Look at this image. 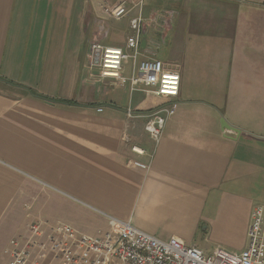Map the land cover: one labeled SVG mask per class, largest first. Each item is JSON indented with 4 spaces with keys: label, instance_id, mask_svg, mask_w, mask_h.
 I'll return each mask as SVG.
<instances>
[{
    "label": "crops",
    "instance_id": "obj_1",
    "mask_svg": "<svg viewBox=\"0 0 264 264\" xmlns=\"http://www.w3.org/2000/svg\"><path fill=\"white\" fill-rule=\"evenodd\" d=\"M122 2L125 18L104 12ZM139 15L138 62L158 59L181 77L159 144L145 116L172 100L103 78L92 50L128 52ZM132 73L127 60L122 75ZM258 206L264 0H0V264L32 223L98 237L108 217L195 248L211 224L238 244L227 251L242 253Z\"/></svg>",
    "mask_w": 264,
    "mask_h": 264
},
{
    "label": "built area",
    "instance_id": "obj_2",
    "mask_svg": "<svg viewBox=\"0 0 264 264\" xmlns=\"http://www.w3.org/2000/svg\"><path fill=\"white\" fill-rule=\"evenodd\" d=\"M104 12L121 20L129 14V9L127 3L122 2L105 8ZM130 27L132 34L126 44L128 52L101 44H94L92 50L103 78L115 79L121 86H129L132 92L142 88L147 93L172 100L161 111L145 116L146 132L159 144L167 123L178 110L181 77L177 72L167 70L158 59L138 62L140 38L144 32L142 16L133 18ZM127 60L133 63L130 77L122 75L123 63ZM132 151L145 154L138 146H133ZM133 165L146 168L141 163ZM108 220L109 231L98 237L85 235L64 223H32L27 234L10 241L6 250L9 260L5 264H43L48 260L49 264H264V206L254 209L248 231L249 245L242 253L218 248L210 257L177 238L161 241L137 229L131 222L113 217Z\"/></svg>",
    "mask_w": 264,
    "mask_h": 264
},
{
    "label": "rangeland",
    "instance_id": "obj_3",
    "mask_svg": "<svg viewBox=\"0 0 264 264\" xmlns=\"http://www.w3.org/2000/svg\"><path fill=\"white\" fill-rule=\"evenodd\" d=\"M220 235L217 227L211 224L202 225L196 238V247L201 249L207 257L214 254L215 250L222 248L228 250V248L238 245L235 242H230Z\"/></svg>",
    "mask_w": 264,
    "mask_h": 264
},
{
    "label": "water",
    "instance_id": "obj_4",
    "mask_svg": "<svg viewBox=\"0 0 264 264\" xmlns=\"http://www.w3.org/2000/svg\"><path fill=\"white\" fill-rule=\"evenodd\" d=\"M221 125H222V129H223V131L226 132V133H235V134H237V135L240 134L239 131L230 128V127H229L224 121L221 123Z\"/></svg>",
    "mask_w": 264,
    "mask_h": 264
}]
</instances>
